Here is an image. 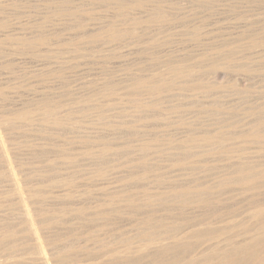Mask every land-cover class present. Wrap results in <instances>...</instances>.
Here are the masks:
<instances>
[{
	"label": "rangeland",
	"instance_id": "374dc122",
	"mask_svg": "<svg viewBox=\"0 0 264 264\" xmlns=\"http://www.w3.org/2000/svg\"><path fill=\"white\" fill-rule=\"evenodd\" d=\"M0 121L51 264L264 251V0H0ZM9 179L0 264H42Z\"/></svg>",
	"mask_w": 264,
	"mask_h": 264
},
{
	"label": "bare ground",
	"instance_id": "6f19581e",
	"mask_svg": "<svg viewBox=\"0 0 264 264\" xmlns=\"http://www.w3.org/2000/svg\"><path fill=\"white\" fill-rule=\"evenodd\" d=\"M79 22V21H78ZM6 122V121H5ZM211 139V137H209ZM208 139V140H209ZM9 138H8V132L7 128L5 125L0 121V151L2 152V155L4 157V160L6 162V166L8 169V173L13 182L14 191H16V195L18 196L19 199V204L21 211L23 213V216L25 217V223H27L28 229L30 231V236L33 239V243H35L36 246V253L39 255V261L42 264H51V262H57L58 260L56 259V254L53 251V244L48 240V238L45 235L44 231V223L41 219H39V213L37 212L35 206L33 205V201L31 199L32 193H30L28 190H25V182L22 177L21 171L19 169V162L17 163L15 158L10 154L9 150ZM13 152V151H12ZM239 168V167H238ZM258 171V170H256ZM263 172V171H262ZM251 173V172H250ZM261 173V172H260ZM256 174V172L254 173ZM263 174V173H262ZM261 174V175H262ZM236 176V175H235ZM243 177V176H242ZM245 180L249 183L252 179L255 178V175H252L248 173V176H246ZM241 178V177H240ZM234 179V178H233ZM236 180V179H235ZM244 181V180H242ZM206 191V190H205ZM185 194V193H184ZM217 196V195H216ZM199 198V197H198ZM184 199V198H183ZM43 214V213H42ZM49 216V215H48ZM44 218V217H43ZM153 226V225H152ZM25 227V225H24ZM18 230V229H17ZM20 231V230H19ZM11 233V232H10ZM158 233V232H157ZM150 234V233H149ZM177 236V235H176ZM152 237V236H151ZM149 236L143 237V241L152 243L155 242L158 243L159 245H162V241L158 240L156 242L153 241ZM51 238V237H50ZM156 238V237H155ZM168 238V237H167ZM166 239V238H164ZM163 240V238H162ZM255 240V239H254ZM182 242V241H181ZM200 243V242H199ZM259 243V242H258ZM249 244V243H247ZM257 244V243H256ZM166 246V245H165ZM163 247V246H162ZM161 247V248H162ZM242 248V247H241ZM165 249V248H164ZM237 250V249H236ZM239 250V249H238ZM159 252V250H158ZM238 252V251H237ZM247 253V256L249 257V261L247 264H257L256 262H259L262 264V260H264V257L261 258L264 255V251L261 253L259 256V253L256 254V248L255 246L251 245L248 247V249L244 251ZM243 252V253H244ZM234 253V252H233ZM144 254V253H143ZM167 255V254H166ZM211 256V255H210ZM26 258V257H25ZM242 258V257H241ZM248 259V258H247ZM246 259V260H247ZM260 259H262L260 261ZM234 260V259H233ZM240 260V259H238ZM237 260V261H238ZM28 261V260H27ZM59 262V261H58ZM245 262V261H244ZM258 262V263H259ZM243 263V262H242ZM57 264V263H56ZM59 264V263H58ZM215 264V263H214Z\"/></svg>",
	"mask_w": 264,
	"mask_h": 264
}]
</instances>
